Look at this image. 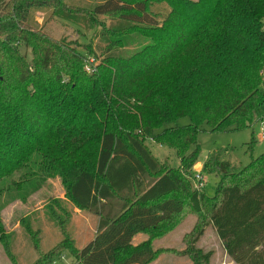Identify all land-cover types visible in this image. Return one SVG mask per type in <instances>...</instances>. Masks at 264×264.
Returning <instances> with one entry per match:
<instances>
[{
	"label": "trees",
	"instance_id": "obj_1",
	"mask_svg": "<svg viewBox=\"0 0 264 264\" xmlns=\"http://www.w3.org/2000/svg\"><path fill=\"white\" fill-rule=\"evenodd\" d=\"M53 19L91 43L79 51L52 38ZM263 79L264 0H0V185L25 170L53 174L71 203L55 204L58 216L47 206L62 239L45 251L32 235L30 264L65 252L75 264H151L163 253L206 264L211 254L196 244L210 225L234 264H264V154L240 170L210 154L212 197L190 181L200 133L260 123ZM183 118L189 124L179 126ZM147 140L173 149L180 167L163 166ZM73 208L99 219L81 249ZM188 214L196 217L188 248L155 250ZM140 234L147 239L134 244ZM9 240L0 220V242L18 264Z\"/></svg>",
	"mask_w": 264,
	"mask_h": 264
},
{
	"label": "rangeland",
	"instance_id": "obj_2",
	"mask_svg": "<svg viewBox=\"0 0 264 264\" xmlns=\"http://www.w3.org/2000/svg\"><path fill=\"white\" fill-rule=\"evenodd\" d=\"M107 25L111 23V17H103ZM41 24L43 18L38 16ZM45 32L54 39L62 38L74 44L79 51L91 43L93 37L90 33L78 30L75 26L63 22L59 19L49 21L45 27ZM243 39H248L244 36ZM247 35V34H246ZM99 44L93 39V47ZM104 46V44H101ZM25 52L24 49H22ZM30 57L29 51H26ZM97 55L100 52L97 50ZM93 67L97 64L93 59L90 61ZM93 67H87L86 71L91 74ZM264 91V79H263ZM261 116L264 119V104L261 109ZM177 124L186 126L189 124L188 118L180 119ZM200 145V155L198 163L192 169L190 178L192 189L205 193L212 197L215 193L218 178L208 176L203 172V164L210 154L221 152V160L229 161L238 170L246 167L253 159L264 154V139H261L260 123L255 124L251 129L241 132H226L211 134L208 131L202 132L198 136ZM253 141L252 145L250 143ZM146 145L154 157L165 167L177 169L180 167L179 160L173 149L160 146L153 141H146ZM34 172L36 170H33ZM201 172L203 179L199 182L195 176ZM31 170H25L15 174L5 180L0 185V220L4 233L9 236L11 250L16 257L18 264H30L38 258V253L34 249L32 237L36 236L39 240L41 250H49L62 239V233L56 223L50 221L49 215L54 214L47 206H53L56 216L60 210L55 204H71L66 198V188L62 184L61 178L53 174H35ZM21 182V183H19ZM188 203V201H185ZM112 204H121L113 202ZM47 208V210H45ZM118 211V208L114 210ZM47 212V213H46ZM71 230L79 249L93 240L97 233L98 217L93 212L79 211L73 208ZM53 218H56L55 216ZM196 223V217L188 214L184 217L181 224L170 232L167 236L154 242V249H170L177 252L187 249L185 237L191 233ZM32 233H31V232ZM35 234V235H34ZM33 235V236H32ZM147 239L146 235H138L133 243L138 244ZM188 242V241H187ZM189 244V243H188ZM196 248L202 253H210L211 257L206 264H233L227 256L225 248L219 241L215 229L210 225L205 229L203 237L197 242ZM192 259L188 256H180L174 253L160 254L151 264H191ZM55 264H75L72 256L65 252L58 258L53 259ZM52 263V264H53ZM0 264H12L7 256L3 244L0 242Z\"/></svg>",
	"mask_w": 264,
	"mask_h": 264
},
{
	"label": "built area",
	"instance_id": "obj_3",
	"mask_svg": "<svg viewBox=\"0 0 264 264\" xmlns=\"http://www.w3.org/2000/svg\"><path fill=\"white\" fill-rule=\"evenodd\" d=\"M260 126H261V139H264V119H262L260 121ZM195 178L199 182H201V180L203 179L201 172H197ZM53 264H55V263H53Z\"/></svg>",
	"mask_w": 264,
	"mask_h": 264
},
{
	"label": "crops",
	"instance_id": "obj_4",
	"mask_svg": "<svg viewBox=\"0 0 264 264\" xmlns=\"http://www.w3.org/2000/svg\"><path fill=\"white\" fill-rule=\"evenodd\" d=\"M226 264H228L227 262H226ZM230 264V263H229ZM234 264V263H233Z\"/></svg>",
	"mask_w": 264,
	"mask_h": 264
}]
</instances>
